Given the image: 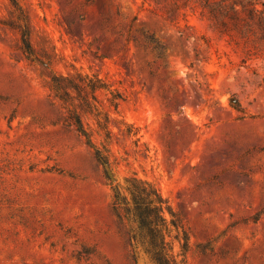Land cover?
Returning a JSON list of instances; mask_svg holds the SVG:
<instances>
[{"label": "rangeland", "instance_id": "1", "mask_svg": "<svg viewBox=\"0 0 264 264\" xmlns=\"http://www.w3.org/2000/svg\"><path fill=\"white\" fill-rule=\"evenodd\" d=\"M20 2L0 0V264H156L113 208L130 175L182 216L186 264H264V0ZM77 71L108 84L71 101L107 163L50 87Z\"/></svg>", "mask_w": 264, "mask_h": 264}, {"label": "trees", "instance_id": "2", "mask_svg": "<svg viewBox=\"0 0 264 264\" xmlns=\"http://www.w3.org/2000/svg\"><path fill=\"white\" fill-rule=\"evenodd\" d=\"M9 1L15 10L22 9L20 0ZM23 41L25 48L32 52L28 30L23 31ZM90 76L93 78H89ZM85 83L87 85H84ZM50 87L61 99L63 105L68 107L71 121L87 137L89 145L96 148L97 157L107 163L103 153L88 132L79 111V109L91 110V105L86 106L80 103L78 106L75 103V107H71V101L74 92L83 97L87 88L97 100V91L101 88H108V84L97 73L91 75L77 71L74 74H53ZM113 101L111 105L119 110V104ZM232 105L238 110H243V105L239 100H234ZM104 113L107 124L104 127L108 132L110 111L106 109ZM108 135L110 137V132ZM113 208L122 222H135L136 227L131 231L130 239L136 248L143 246L156 264H186L185 256L190 249L188 229L178 210L155 182L137 175L127 176L125 189L120 184L114 187ZM170 230H173V235L170 234Z\"/></svg>", "mask_w": 264, "mask_h": 264}]
</instances>
